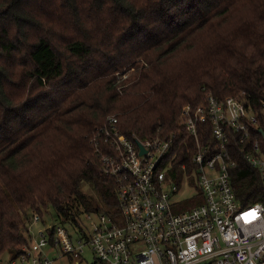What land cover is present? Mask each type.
Segmentation results:
<instances>
[{
  "label": "trees",
  "instance_id": "16d2710c",
  "mask_svg": "<svg viewBox=\"0 0 264 264\" xmlns=\"http://www.w3.org/2000/svg\"><path fill=\"white\" fill-rule=\"evenodd\" d=\"M241 90L264 125V0H0V264L28 244L31 208L74 227L94 207L81 181L113 198L91 141L109 115L169 137L186 103ZM237 160V196L264 200Z\"/></svg>",
  "mask_w": 264,
  "mask_h": 264
},
{
  "label": "built area",
  "instance_id": "2783aa9c",
  "mask_svg": "<svg viewBox=\"0 0 264 264\" xmlns=\"http://www.w3.org/2000/svg\"><path fill=\"white\" fill-rule=\"evenodd\" d=\"M243 93L220 98L207 91L200 104L186 103L181 129L169 137L127 135L118 117L109 115L91 141L113 198L85 210L74 227L31 208L29 242L11 261L264 264V200L244 203L232 180L241 155L264 185V147L253 131L264 135V125ZM184 151L190 162H178ZM193 196L200 201L186 204Z\"/></svg>",
  "mask_w": 264,
  "mask_h": 264
},
{
  "label": "rangeland",
  "instance_id": "374dc122",
  "mask_svg": "<svg viewBox=\"0 0 264 264\" xmlns=\"http://www.w3.org/2000/svg\"><path fill=\"white\" fill-rule=\"evenodd\" d=\"M126 75L127 74H125L124 77H126ZM184 186L186 188H188L186 183L184 184ZM80 188H81L82 192H84L85 197L88 198L89 200L93 201L94 206H96L97 204L103 203L101 193L98 191L96 185L93 184L92 182H88V181H84L83 180V181L80 182ZM188 194H181V196L188 195ZM193 198H195V199H193ZM185 201H186L185 202L186 204H188V203H196V201L199 202L200 199H198L197 197L193 196V197L186 198ZM43 214H44L43 216L47 220H52V218H54V220H56V218H57L56 217V211H55V209L53 207H50ZM86 221H87V223H89V220H86ZM37 228H38V225H35V229H37ZM86 249H87L86 250V257L89 259V261H92V255L90 254V252H92V249L89 246H86ZM11 259L12 258H11V256L9 254L4 255L2 264H22V262L17 260V259L14 260V261H11ZM66 262H67V259L62 258L61 261L57 262V264H66Z\"/></svg>",
  "mask_w": 264,
  "mask_h": 264
},
{
  "label": "water",
  "instance_id": "95a60500",
  "mask_svg": "<svg viewBox=\"0 0 264 264\" xmlns=\"http://www.w3.org/2000/svg\"><path fill=\"white\" fill-rule=\"evenodd\" d=\"M139 144H140L141 150L144 151L143 144L140 141H139Z\"/></svg>",
  "mask_w": 264,
  "mask_h": 264
}]
</instances>
